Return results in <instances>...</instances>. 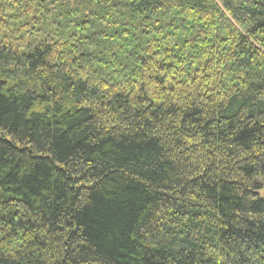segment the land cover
I'll return each mask as SVG.
<instances>
[{"label": "trees", "instance_id": "16d2710c", "mask_svg": "<svg viewBox=\"0 0 264 264\" xmlns=\"http://www.w3.org/2000/svg\"><path fill=\"white\" fill-rule=\"evenodd\" d=\"M0 264H264V0H0Z\"/></svg>", "mask_w": 264, "mask_h": 264}]
</instances>
